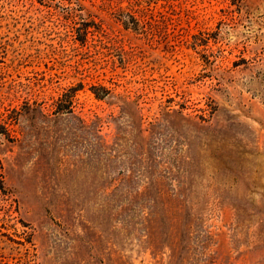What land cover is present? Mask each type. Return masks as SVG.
Segmentation results:
<instances>
[{
  "label": "rangeland",
  "instance_id": "1",
  "mask_svg": "<svg viewBox=\"0 0 264 264\" xmlns=\"http://www.w3.org/2000/svg\"><path fill=\"white\" fill-rule=\"evenodd\" d=\"M0 264H264V0H0Z\"/></svg>",
  "mask_w": 264,
  "mask_h": 264
},
{
  "label": "trees",
  "instance_id": "2",
  "mask_svg": "<svg viewBox=\"0 0 264 264\" xmlns=\"http://www.w3.org/2000/svg\"><path fill=\"white\" fill-rule=\"evenodd\" d=\"M5 129H6V128H5ZM5 131H7V129H6Z\"/></svg>",
  "mask_w": 264,
  "mask_h": 264
}]
</instances>
